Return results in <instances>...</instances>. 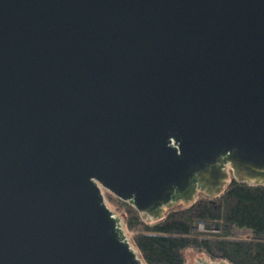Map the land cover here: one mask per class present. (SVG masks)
I'll use <instances>...</instances> for the list:
<instances>
[{
	"label": "water",
	"instance_id": "95a60500",
	"mask_svg": "<svg viewBox=\"0 0 264 264\" xmlns=\"http://www.w3.org/2000/svg\"><path fill=\"white\" fill-rule=\"evenodd\" d=\"M232 181L264 187V0H0V264H147L106 193L155 224Z\"/></svg>",
	"mask_w": 264,
	"mask_h": 264
},
{
	"label": "trees",
	"instance_id": "16d2710c",
	"mask_svg": "<svg viewBox=\"0 0 264 264\" xmlns=\"http://www.w3.org/2000/svg\"><path fill=\"white\" fill-rule=\"evenodd\" d=\"M106 197L147 264H189L188 252L216 263L264 264V187L232 181L220 197L201 194L195 205L167 211L155 224L113 195ZM237 231L250 235L241 238Z\"/></svg>",
	"mask_w": 264,
	"mask_h": 264
},
{
	"label": "rangeland",
	"instance_id": "374dc122",
	"mask_svg": "<svg viewBox=\"0 0 264 264\" xmlns=\"http://www.w3.org/2000/svg\"><path fill=\"white\" fill-rule=\"evenodd\" d=\"M110 204V203H109ZM110 206L115 210V208L110 204ZM116 211V210H115ZM120 215V214H119ZM201 230H203V228H201ZM237 234L239 237L241 238H247L249 237L250 233L248 231H237ZM187 258H188V261H189V264H195L196 261L199 259V258H202L201 256H197V255H194L192 254L191 252H188L186 254Z\"/></svg>",
	"mask_w": 264,
	"mask_h": 264
}]
</instances>
